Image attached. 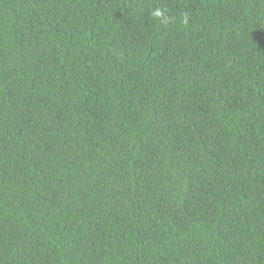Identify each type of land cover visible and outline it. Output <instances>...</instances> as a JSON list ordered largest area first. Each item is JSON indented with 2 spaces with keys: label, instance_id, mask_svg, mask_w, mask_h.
Segmentation results:
<instances>
[{
  "label": "trees",
  "instance_id": "obj_1",
  "mask_svg": "<svg viewBox=\"0 0 264 264\" xmlns=\"http://www.w3.org/2000/svg\"><path fill=\"white\" fill-rule=\"evenodd\" d=\"M0 264H264V0H0Z\"/></svg>",
  "mask_w": 264,
  "mask_h": 264
}]
</instances>
